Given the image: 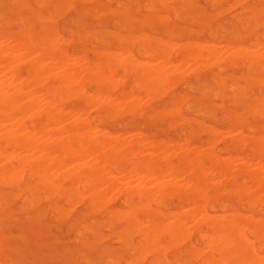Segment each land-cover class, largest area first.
I'll use <instances>...</instances> for the list:
<instances>
[{"label":"rangeland","instance_id":"rangeland-1","mask_svg":"<svg viewBox=\"0 0 264 264\" xmlns=\"http://www.w3.org/2000/svg\"><path fill=\"white\" fill-rule=\"evenodd\" d=\"M115 1L116 2H114V0H87V1L86 0H44L43 1L44 4L41 3L42 5H38L40 4L39 0H15V1L0 0V28L5 30L16 31L24 28L28 23H31V25L35 28L39 26V22L40 23L42 22L46 25L48 24L49 26H52L56 29L58 33L57 36L62 41L64 48L66 49V53L68 54L71 53L72 56L74 57L75 62H78V65H82V66L83 65L86 66L87 65L86 63L89 61L91 62L101 61L106 57L107 54H116V55L118 54V56L121 59L122 58L125 59L126 56L127 57L131 56L134 59L136 57L135 60L141 59V61H143V59H147L145 61L149 60L152 62L151 63L148 61L151 66L147 67L148 69L151 70L152 67L157 68V65L161 63L158 66H161L162 68L164 67L162 71V76L165 79H167L166 80L167 82L166 83L163 82V83L166 85L164 88L166 89V87L168 86L167 87L168 89L164 90V88L161 87L160 89L162 91V94H160L161 93L160 90H159L160 93L159 91L157 92L158 87H156L154 91H150V92L146 91L148 94L146 92L145 93L151 96L152 99L148 98L144 94V89L140 87V85L138 84L139 82L136 83V81H139L140 77L136 76L135 72L125 71L121 67H116L113 70V74L110 71L105 72L107 74V75L105 74L106 76L110 77L114 75L115 77V79L113 77L114 81L112 83L113 84L112 91L114 97L117 100H119L124 96H130V95H132L131 98L134 99L129 100V102L126 101L117 102L114 99L120 108V113L122 114L120 115L118 111L117 112L118 115L115 116L114 115L116 114L115 112L113 114L114 116L113 115L110 116L113 119L111 118L109 119L108 117L105 121H103L102 123L103 127H105V129H107L111 133H115V134H126L131 136L133 135L135 136L136 134L142 136L144 138V142H142V149H143V155L145 157H147L148 152H150V149L148 148V142L149 140H151V138L165 142L166 143L165 146H169L171 148L169 155L174 159L180 156L189 155V153L191 154V150L193 149L195 144L196 145L203 144L208 148L212 149L215 152L213 153L215 155L217 154L218 157L222 159L221 163H223L224 159H228L229 156L230 158L232 156L235 158L245 157L247 155L249 156L250 153L252 152H246L248 149V143L246 144L244 143L245 145L243 146L242 152H238L233 148V145L230 144V140H235L237 138V140L246 141V139L250 136V134L256 136L257 135L264 136L263 135L264 114L260 113L261 110L264 111V95H263L264 94V78H263L264 77V53H263L264 52V36H263L264 35V5L263 6L261 5L264 4V0H243L245 2H243L242 0H238V1L216 0V2L214 0H171V1L115 0ZM117 2L119 4H117ZM71 3L72 5L74 4V6L70 7ZM229 4L233 5L232 7L229 6L232 10L227 6ZM54 5L56 6L55 8ZM144 5H145V9H143ZM248 8L250 9L247 10ZM112 9L114 10V12L112 11ZM100 10L102 11V13L104 11V13L101 14ZM110 10L112 12H109ZM187 13H189L188 15L190 16L186 17ZM112 14L114 15V17H112L113 16ZM32 15L42 18L41 20H38L37 18L32 17ZM159 15H161L162 18L161 16L159 17ZM50 16L51 19H49ZM246 21L249 22V24ZM97 22H99V24ZM242 26L244 27L243 29ZM152 27H154L155 29ZM69 30L71 31L72 35L70 34ZM144 32L145 34L146 32L149 33V36L146 40L143 39L145 38ZM213 33L214 36H212ZM122 34H126L127 36L125 35L123 36ZM147 35L148 34H146V37ZM169 36L171 38H169ZM66 37L68 38L71 37L72 38V39L70 38L71 41L68 42V39L66 40ZM95 37L97 39H95ZM128 37L130 42L128 40ZM141 37L143 40L142 39L137 40ZM153 37L156 39L153 40ZM165 39L172 41H170V43L167 44V42L169 41L167 40L164 41ZM65 40L67 43L63 42ZM197 40L199 42H197ZM161 41H163L164 43ZM179 42H182V45H180L181 43ZM200 42L204 43V46ZM127 43L128 44L131 43L130 47L128 46ZM187 43L191 44L193 49H191L190 45H189L190 47L188 46L186 47V45H188ZM206 43L209 46H207ZM209 43H213V48ZM164 44H166V49L164 47L165 46ZM120 45L122 46V48H119ZM167 45L169 46V49L174 47V50L173 49H172L173 51L170 50L172 52L167 51L168 50ZM173 45L177 46V48L175 49V46ZM178 45H180L179 49H178ZM136 46L140 47L139 51L136 50L138 49L136 48ZM147 46L148 48L151 47L150 49H148L149 51L147 50ZM199 46H201V49ZM214 46L216 47L215 50H214L215 48ZM141 47L146 48V50L143 51L144 48L141 50ZM202 48H205V50ZM208 48H211V50ZM162 49H165L167 51L165 52L166 54L163 52L164 50L162 51ZM99 50L103 51L105 54L99 52ZM153 50H154V54H153ZM187 50L189 51L193 50L194 52H198V51L201 52L202 50L203 57L204 55L205 57L204 59L202 58L201 60L205 62L207 67L205 66L206 67L205 68L203 66L205 68L203 70L202 69L203 67L201 68V66L205 65L204 62L202 64L201 61H198L195 62L197 63L195 65L194 61L196 60L192 61V59L190 60L184 58L183 54ZM176 51L178 52L177 54H175ZM138 53L141 55H138ZM147 54L149 55L151 54V55L149 56ZM206 54H208V56H206ZM254 54H255L254 57H256L258 54L259 55L261 54L260 56L263 58L260 59L258 55L257 57H259L258 58L259 60L256 57L257 61L255 62L254 58L252 57V55ZM160 56L164 59H162ZM249 56L251 59L247 58ZM27 57L30 58L32 57V55ZM27 57L25 58L27 59ZM85 57L88 59L87 62H84L86 61ZM155 57L157 59H155ZM207 57H209V59ZM158 58H161V60L159 59V61L161 62L158 61ZM245 58H247V60H250L251 63L249 61H246ZM206 59H208L207 62ZM162 60H164L165 62ZM45 61H44L45 63L50 62V60H45ZM197 65L200 66V68L198 67V71L196 70ZM57 69H59V67H57ZM58 71H60V69ZM122 73L124 75H122ZM185 73L187 75H185ZM182 74L184 75L182 76ZM124 76H126V79L124 78ZM3 77H4L3 72L2 73L0 72V79L2 78L1 81H3ZM117 78L120 82L117 80ZM214 78L216 81L213 80ZM217 81H218V85H217ZM132 82L135 83L136 87L135 85H133ZM163 83H161V85ZM85 84L88 85L87 87L85 85V87L89 91V93L91 92L90 94L95 95L96 90L99 89L98 85L90 81H86ZM231 85L234 86V90L233 87H231ZM28 89L24 88V90H28ZM162 89L164 90V92ZM259 89L260 91H258ZM202 92L203 93L206 92V94H203ZM213 92L215 93L213 94ZM97 93L96 96H94L95 99L91 101L92 103L91 102L88 103L87 108L85 109V111H87L88 113L90 112L89 114L88 113L87 114L89 115V117H91V119L94 117L93 118L94 121H97L101 111V105L99 104H101L102 94L100 93L97 95ZM120 93H122L123 96ZM234 93L236 94L234 95ZM38 94L39 95L36 98L37 100L36 102L39 103V105H41L40 106L41 108L43 107L45 108V103H43L45 102V100L43 96H41L42 92L41 93L39 92ZM156 94L159 95V97ZM140 95L142 96L140 97ZM143 95L145 96V98ZM260 98H263L262 101H260ZM136 99L139 102V105L142 104V102L144 103L146 101L148 102L145 104L143 103L141 106H139L138 103H136L138 106L136 105L137 108L135 107V109H133L134 107L133 106L132 107L133 110L131 108H127L129 111L127 109H125L126 111L123 110L124 108H126L125 106H127L128 104L135 103ZM175 102H177L178 107L181 105L178 110H176L177 104ZM79 104L80 101L77 100V98H69L65 102L66 108H71L73 111L71 112L70 109V117L72 120L74 118L77 119L83 115V114L80 115L81 113H77V111L74 109V107L78 106ZM258 105L260 106V108ZM184 106L187 107L185 108L186 110L184 109ZM121 110L123 111L121 112ZM139 111L140 113L138 114ZM149 114L152 115V117L149 116ZM258 114H262V115L258 116ZM182 116L185 118L187 117V119H183L185 120V124L187 126L184 124V121H182L183 118ZM188 119L190 122L187 123ZM237 119L238 121L240 120L241 122H238ZM168 122L171 123V126L169 125L170 123ZM175 122L177 123L173 125ZM12 123L13 121L11 120L10 126L13 125V128H15L14 126L15 121L13 124ZM118 124L120 126H118ZM1 125H2V121L0 120V132L6 129V127L4 128L3 125L2 126ZM197 125H199V127ZM58 129L59 128L57 127L54 130L57 131ZM201 129L203 131H201ZM250 129L253 130L251 131ZM187 130L189 131V133ZM206 131H208V133ZM185 136L186 138H188V141L185 138ZM50 139H51L50 141H53L52 137ZM184 141H186L189 145L183 148L178 147V144ZM16 153L17 152L12 153L13 155L11 154V156H14ZM36 154L37 152L31 151L29 153V156L32 157V159H34L35 157H37ZM40 154L41 152H38L37 155L39 156ZM235 154L239 156H236ZM261 155H262L261 153H257V152L255 153V155H253L254 157L250 155L252 161L248 163L249 166L247 165L246 168L253 169V167L254 168L257 167L253 170H257L258 168L262 170L261 169L262 166V168L264 169V165H263L264 162L259 161ZM91 160L94 162L98 161L97 158H90L89 156L84 155L80 159V163H91L92 162ZM239 161L240 160L238 159L237 162ZM208 162H210V160L206 161L207 164ZM259 164H261L260 167L258 166ZM75 165L76 167H78L77 164ZM62 167H60V171L67 168V166H62ZM15 168L18 167L11 166L10 173L16 172L13 174L16 177L13 178L12 176L10 181L9 178L5 179L6 181L0 180V198H1L0 202L2 201L0 203V264H27V263L28 264L31 263L32 264L33 263L35 264H103L105 260H107L105 264H116V262L118 264H134V263L148 264L147 262L149 261H150L149 264H197V263L198 264H213V263L214 264L217 263L246 264L247 260L249 264H264V260H263L264 259V234H263L264 228H260V230L258 228V230L256 229L257 231L253 232L252 229H250V227L240 226V230H241L240 233L244 234L243 236L249 241V245L250 243H252L251 244L252 247L250 251H249L250 247L246 248L248 250L244 249L246 246H244V248H240V246L242 245L241 242H236L233 246H227L223 244L221 247L222 243H216L215 238L217 236L216 235L217 232L215 231V229L212 228L210 224L200 225L202 213L200 211L199 204L193 202L187 196L185 198V196L179 191H176V193H174L175 191H171V190H166L163 192L159 191V193H156L154 195L155 199L152 198V196L148 198L145 197L146 198L145 199V198H139L136 195H130L125 191L121 190L124 189V186H122L121 188L119 185H114L113 187H111V189L109 188L110 191L108 189V191L106 192L104 198L105 200L103 202L98 203V206L97 204L93 205L94 207L97 206L95 208L96 210L97 208L98 210L101 208L99 212L95 211V209L94 210L92 209L93 212H91L92 205L90 202H88V200L91 199V197L88 195L90 191L82 188L79 189L81 190L82 195L80 194V192H77L76 194H73L70 197H67L64 194L63 197H60L61 193L58 196L57 194L53 195L50 194L49 192L42 193V189H39L33 194V196L37 198L36 199L33 198V200L30 201L27 198L32 199V196L26 191L22 192V190L18 188L19 183L21 184L23 181L29 180V178H27L28 176L26 172L24 174L21 172L19 168L18 169ZM73 168L70 169L73 170ZM212 173L215 174L211 175L210 178L211 180H213L214 177H215L214 180H218V181L219 180L223 181L225 179L224 178L225 176L218 174V170L216 168L212 169ZM122 174L123 172L121 171L119 172L118 175H122ZM17 176L19 177L20 180L18 179ZM15 180L16 181L19 180V181L16 182ZM125 180H126L125 185L130 187L136 186L139 181L138 175L133 176V174L130 175L127 174V179ZM159 180L160 178L157 181ZM240 180H242V178H239V181ZM11 181L13 182L10 183ZM163 183H164L163 181L160 182V184ZM150 185L154 186L156 185V182L154 183L153 181L149 184V186ZM115 186L117 187L116 189L119 191H115L116 190ZM120 190L123 192L121 193ZM17 191L21 192L23 195L18 192V194H16L15 196V193ZM86 191L88 193H86ZM224 191H228V190H224ZM161 192L163 193V195H160L159 197L158 194H160ZM228 192H231V194ZM228 192L223 193L222 190L223 194H221V190L219 191L220 194L218 199L216 200V203L212 202L211 206H209L207 209L209 215L212 214H213L212 216H217V214L224 215L226 213H230L233 211L234 213H237L239 215H241L242 213L243 216L241 215V217H244V215L246 214H247L246 217L249 215L248 217L249 219L250 217H252L253 221L252 219L250 220L252 225H258L260 224V222H262V220L264 219V213L262 212L264 211V204L259 203V205L258 204L256 205L258 208L255 206L253 208L250 207L245 200L237 198L238 196L236 195V193L234 192L232 193V191H228ZM42 194H47V195H42ZM78 194L79 196L81 195V197H79ZM89 194L91 195V192ZM50 196H54V197H50ZM125 196H127V204L125 201L126 198L124 199ZM16 197L18 198L16 199ZM56 197H60V198H56ZM177 197L180 199V201ZM70 198L74 200L73 204ZM160 198L163 199L158 201V199ZM68 199L70 204L69 202H67ZM106 199L109 202H107ZM144 200H147V202L146 201L144 202ZM155 200L158 202L157 205L153 204ZM62 201L64 203H62ZM76 201L78 202L77 205H76L77 203ZM160 201L161 204H159ZM139 202L140 203L142 202L141 205L145 204L147 206L149 204V208L148 207L146 208H148L151 212H153L152 213L153 217L150 216L147 218L140 213L135 217L132 215L130 216L131 214L130 211L133 208L131 206L137 205L135 206L137 208L138 206H140ZM262 203H264V200ZM180 204H182L183 206ZM100 205H102V207ZM178 205L180 206L178 207ZM150 206L152 207L150 208ZM259 206L261 208H259ZM62 207L63 208L65 207L64 211ZM128 207L131 208L128 209ZM210 207H212V209ZM54 208L55 209L58 208V209L55 210ZM59 208H60V212H59ZM116 208L120 210H117V212H115ZM155 208H158V210L160 208V210L163 212V215L166 214L167 216L163 217L162 212L158 213L157 209ZM196 208L198 211L196 210ZM51 209H54L55 211ZM111 209H115V210H111ZM154 209L156 212L153 211ZM120 211L122 213V217L119 216L121 214ZM123 211H125L127 214L125 215L124 214L125 212L123 213ZM172 211H175L173 212L174 214L172 213ZM180 211H186V213L185 212L184 213L187 214V216L184 217L185 214ZM110 212L112 215L115 214V216L113 217L110 214ZM116 213L118 215H116ZM175 213H177V215H175ZM178 213L180 216L182 214V216L180 217ZM54 214L56 217L53 216ZM57 214H59V217ZM64 214L65 217H63ZM173 215L178 216V218L185 221L186 227L188 228L186 229L188 233L185 230V232H182V234L185 233V235L183 234L182 236H185L183 237V239H185L186 241L185 240L183 241L181 236H179V238L181 237L179 240L177 234H176L177 236L176 235L170 236L167 234L166 227H169V224L171 225V223L176 218ZM188 215L189 217H191V219L188 217ZM118 216L120 217L121 220L118 219ZM125 216L128 218V220L130 218V221L132 220L135 221L136 219V220H140L141 222H145L143 223L144 226L143 229H145L149 225V228L147 227L146 229H151V228L154 229L155 227L156 231L159 232V229H157L159 227L162 232L159 233L157 232L158 233L156 234L157 241H155V243H151V241L148 242V240L146 239L147 237H144L143 235L144 230H142L141 228L138 229L134 223H133L134 225L133 224L131 225V223L129 224L130 221L128 222ZM187 221H189V223ZM146 222H149L151 225L149 223L146 224ZM156 223H158L159 226H157ZM195 223L196 225H194ZM129 225L132 226L133 230L134 228L136 230L138 229L137 230L138 232L137 231L134 232L131 229V227H129ZM191 225L197 228L195 229ZM43 226H45L46 228L43 229L44 228ZM199 226H201L202 228L201 231L198 230ZM86 227L89 229V231ZM127 231L129 234L135 233L136 235L132 234L134 236L131 237L127 233ZM260 232L262 235L260 234ZM160 233L161 235H159ZM7 234H9L10 236ZM128 235L130 236L129 239L127 238ZM209 235L212 237V239ZM118 236L119 237L121 236L119 238L120 240L122 239L120 242L116 241L119 240L117 239ZM207 236L210 238L209 241L206 240ZM170 238H172V240ZM100 239L102 240L106 239V240L102 241ZM145 239L147 241H144ZM165 239L166 240L168 239L167 241H171V242L167 243ZM174 239L176 242L178 240V243H180L179 247L173 246L174 244H176ZM255 239L258 240L256 241ZM5 240L7 242H5ZM260 242L263 243V247H259L257 245ZM124 243L125 244L127 243V246L124 245ZM169 243L173 245H170ZM178 243L176 245H178ZM208 243H210L211 245H209ZM134 244H136V246L133 247ZM144 244L146 246H149V249ZM156 244H158V246H156L155 248L158 249L156 250L157 252L154 249ZM194 244H195V249L197 250L200 249L199 251L201 250L202 251L197 252L195 251V249H192V247H194L193 246ZM169 245L170 248L172 247L171 250L168 248ZM95 246H97V248ZM144 246L146 247L147 250L145 249ZM141 247H143L144 251H141L142 250ZM202 247L204 248L202 249ZM234 247H237L238 249L236 248L235 250L233 249ZM134 248H136V250H134ZM151 250H154V253ZM160 250L163 251L161 252ZM225 250L228 251L227 252L228 255L233 254L234 252L235 255L233 254V256L232 255L227 256ZM252 251L255 253V255ZM140 252H144V253L146 252L145 255L148 256L145 257L144 253H140ZM198 254L200 256H198ZM220 254L223 255L219 256ZM213 255H215V257H213ZM150 256H153V258H151ZM154 256H156V258ZM192 256L194 257L196 256V258ZM224 256H226V258H223ZM231 256L234 258L233 261L231 260L232 259ZM135 257L138 260L136 259L135 261ZM144 257L146 259L145 261H143ZM217 257H219V259ZM250 257L251 258L253 257L252 261ZM160 258L162 259L160 260ZM131 259H132V263H130L131 261H129ZM155 259H157L159 263H157V260ZM216 259H218V261H216L217 263L215 262ZM253 259L255 261H253ZM259 259L261 262L259 261ZM111 260L113 262H111ZM139 260L141 262H139ZM154 260L156 261V263L154 262ZM243 260L244 263L242 262Z\"/></svg>","mask_w":264,"mask_h":264},{"label":"bare ground","instance_id":"bare-ground-1","mask_svg":"<svg viewBox=\"0 0 264 264\" xmlns=\"http://www.w3.org/2000/svg\"><path fill=\"white\" fill-rule=\"evenodd\" d=\"M39 1H40V4H38L36 2L38 5H42L41 3L44 4V2H43L44 0H39ZM151 1H150V4H151ZM167 1H171V0H167ZM214 1L216 2V0H214ZM114 2H116V1L114 0ZM243 2H245V1H243ZM11 3H13V2H11ZM144 3H146V2H144ZM117 4H119V3L117 2ZM232 4H229L227 6L232 7L233 6ZM63 5H64V3H63ZM261 5L263 6L264 4H261ZM72 6H74V4L72 5V3H71L70 7H72ZM150 6H153V5H150ZM55 7L56 6L54 5V8ZM143 9H145V5H144ZM249 9L250 8H248L247 10H249ZM112 11L114 12L113 9H112ZM112 11L110 10L109 12H112ZM243 11H244V9H243ZM55 12H56V10H55ZM222 12H224V11H222ZM100 13L103 14L104 11H103V13H102V11ZM188 14L189 13H187L186 17L190 16ZM124 15H125V13H124ZM254 15H255V13H254ZM160 16L161 15H159V17ZM32 17H35L38 20H41V18H42V17L40 18V17L34 16V15H32ZM112 17H114V15ZM52 18H53V16H52ZM161 18H162V16H161ZM49 19H51V16ZM154 20H156V19H154ZM97 23L99 24V22H97ZM117 23H118V21H117ZM247 23L249 24V22H247ZM123 25H125V24H123ZM152 28H154V27H152ZM203 28H204V26H203ZM243 28L244 27L242 26V29ZM87 31H89V30H87ZM114 33H115V31H114ZM139 33H141V32H139ZM139 33H138V35H139ZM197 33H198V31H197ZM57 34L58 33L54 27L49 26L48 24L46 25L42 22L41 23L39 22V26L37 28L33 27L31 25V23H28L24 28H22L20 30H16V31L5 30V29L0 28V72L1 73L3 72V76L5 77V78L3 77V81H1L2 78L0 79V120L2 121L3 127L4 128L6 127L5 130L0 132V180L4 181L5 179L9 178V181H10L12 176H13V178L16 177L13 175L16 172H13V173L11 172L12 173L11 174L10 170H11V166H17L21 170L22 173L25 174V172H26V174L28 176V177L27 176L26 177L29 178V180L23 181L21 184L19 183L20 185L18 184V186H19L18 188L20 190H22V192L26 191L27 193H29L32 196V199L27 198L30 201L33 200V198L34 199L37 198V197L35 198L33 196V194L39 189H42V193L43 192H49L50 194H53V195L57 194V196L61 193L62 196L60 195V197H63V194L66 195L67 197H70L71 195L76 194L77 192H80V194L82 195L81 190H79L80 188H82V189H85V190H88L91 192V195H90L89 194L90 192L88 193L86 191V193H88V195L91 197V199H89L90 201L88 200V202H90L92 207H93L92 208L90 205L91 210L92 209L94 210L98 206V203L103 202L105 200L104 198H105L106 192L108 191L109 188L111 189V187H113L114 185H119L121 188H122V186H124L125 190L124 189H121V190L125 191L126 193H128L130 195H136L139 198H145V197L148 198L150 196H152V198H154V195L156 193H159V191L163 192L166 190H171V191H175L174 193H176V191H179L185 196V198L187 196L193 202H196L199 204V208H200V211L202 213V218L200 220L201 223L200 222L199 223H200V225L210 224L212 226V228L215 229V231L217 232V234H216L217 236L215 238L216 243H222L221 244V247H222L223 244L227 245V246H233L236 242H241L242 247L240 246V248H244V246H246L244 249L248 250L246 248L250 247V249H249V251H250L251 247H252L251 246L252 243H250V245H249V241L243 236L244 234L240 233V231H241L240 226L250 227V229H252V231L255 232L258 230V228H259V230H260V228H264V219L262 220V222H260V224L252 225L250 222L252 217H250V219H249L248 218L249 215L246 217L247 214L244 215V217H241L242 213H241V215H239V214L234 213L232 211V212L226 213L224 215L217 214V216H212L213 214L212 215L208 214L207 209L209 206H211L212 202L216 203V200L218 199L219 194H220L219 193L220 190H221V194H223L224 192L227 193L228 191H232V193L233 192L236 193V195L238 196L237 198L245 200L246 203L250 207H253V208H254V206L257 207L256 205L257 204L259 205V203L264 204V203H262L264 200V169L262 168V166H261L262 170H260L259 168H258L259 170L258 169L253 170L257 167H255V168L253 167V169L246 168L248 163L252 161L251 156L255 155L256 152L262 154L260 160L259 159L258 160L260 162H264V153H263L264 152V136H260V135L256 136V135L250 134V136L247 135V136H249L248 137L249 139L247 138L246 141L245 140H237V138L235 140H230V144H232L233 148L235 150H237L238 152H242L243 146L246 143H248V149L246 152H252V153H250L251 156L250 155L248 156L245 153L247 156L243 155L245 157H236V158L231 155L232 157L230 158V156H229L228 159H224L223 163H221L222 159H220V157H218L217 154L215 155L214 154L215 152L212 149L208 148L207 146H205L203 144H197V145L195 144L193 149L191 150V154L189 153V155L180 156V157L174 159L173 157H171L169 155L171 148L169 146H165L166 145L165 142H163L161 140H157V139H152V138L148 142V148L150 149V152H148V156L145 157L143 155V149H142V142H144V138L142 136H139L136 134H135V136L134 135L133 136L126 135V134H115V133H111L110 131L105 129V127H103V124H102L103 121H105L108 117L110 119L111 118L110 116H112L115 112H116V114H114L115 116L118 115V113H117L118 111L120 113V108H119L117 102H121V101L129 102V100L134 99V98H131L132 95H130V96H124V97L120 98L119 100H117L114 97V94L112 91V87H113L112 83L114 81L113 80L114 75L109 77V76H106L107 74L105 72L110 71L113 74V70L116 67H121L125 71H128V72H131V71L135 72L136 73L135 75L140 77L139 81H136V83L139 82L138 84L140 85V87L144 89V94L148 98H151V96L147 95L148 93L146 91H148V92L154 91L156 89V87H158V90H157V92H158L159 90L161 91V89H160L161 87L164 88L166 86L164 83L167 82L166 81L167 79H165L162 76V71H163L164 67L162 68L161 66H158L161 63H159V64L157 63L159 61V59L161 60L162 55L160 56L161 58H158V61L156 62L158 64V65L156 64L157 68L152 67V70L147 68V67L151 66L149 64V62H151V61H149V60H148L149 62L145 61L147 59H143V61H141V59L140 60L138 59L139 60L138 61V60H135L136 59L135 56H134L135 59L132 58L131 56H128V57L126 56L125 59L124 58L121 59L118 56V54L117 55L116 54H107L104 59H102L101 61H98V62L97 61L87 62L88 59L85 57L86 61H84V62H87L86 63L87 65L82 66V65H78V62H75L74 57L72 56L71 53H70L71 55L66 53V49L64 48V45H63L62 41L59 39V37L57 36ZM70 34L72 35L71 31H70ZM144 34H145V32H144ZM146 34H148L147 37H146ZM146 34H145V38H143L145 40L149 36V33L146 32ZM122 35L127 36L126 34H122ZM169 35H170V33H169ZM212 36H214V33ZM70 38L66 37V40L68 39V42H70L71 41ZM135 38H136V36H135ZM169 38H171V37L169 36ZM187 38H188V36H187ZM95 39H97V38L95 37ZM140 39H142V37L137 39V40H140ZM154 39H156V38L153 37V40ZM66 40L63 42L65 43ZM116 40H117V38H116ZM128 40H129V37H128ZM148 40H147V42H148ZM166 40L167 39H165L164 41H166ZM221 40H223V39H221ZM167 41H169V42H167V44H168L172 40H167ZM194 41H196V40H194ZM129 42H130V40H129ZM135 42H136V40H135ZM161 42H163V41H161ZM197 42H199V41L197 40ZM179 43H181L180 45H182V42H179ZM130 44H128L129 47H130ZM143 44H142V46H143ZM171 44H172V42H171ZM201 44L204 46V43H201ZM209 44L213 48V43H209ZM121 45H122V43H121ZM139 45H141V44H139ZM164 45H165L164 47L166 49V44H164ZM180 45H178V49L180 48ZM189 45L191 46V49H193L191 44L186 45V47L187 46L190 47ZM206 45H207V43H206ZM120 46H119V48H122V46L121 47ZM173 46H175V45H173ZM207 46H209V45H207ZM207 46H205V47H207ZM167 47H168L167 51H170L172 49L174 50V47H172V46H171L172 47L171 49H169L168 45H167ZM199 47L201 49V46H199ZM136 48H138L136 50L139 51L140 47L136 46ZM143 48L141 47V50ZM150 48L151 47L148 48V46H147V50ZM176 48H177V46H175V49ZM247 48H248V46H247ZM165 49H162V51L164 50L163 51L164 53L167 52ZM202 49L205 50V48H202ZM208 49L211 50V48H208ZM215 49H216V47L214 48V50ZM144 50H146V48H144L143 51ZM214 50H213V52H214ZM172 51H170V52H172ZM177 51L175 54L178 53ZM99 52H102L103 54H105L101 50H99ZM141 53H144V52H141ZM237 53H239V52H237ZM153 54H154V50H153ZM30 55H32V57H30V58L27 57ZM138 55H141V54L138 53ZM147 55H149V54H147ZM240 55H243V54H240ZM260 55H259L260 59L263 58ZM206 56H208V54H206ZM254 56H255V54L252 55V57L254 58V61L256 62L259 57L256 56L257 57V59H256V57H254ZM25 57H27V59ZM166 57H167V55H166ZM183 57L186 59H190V60L192 59V61L196 60V61H194V64L196 65L197 63H195V62H198V61H201L203 64L204 61L201 59L202 58L204 59L205 55L203 57L202 50H201V52L200 51L194 52L193 50H190V51L187 50L183 54ZM207 58L209 59V57H207ZM247 58H250V56ZM247 58H245L246 61L250 62V60H247ZM155 59H157V58L155 57ZM162 59H164V58H162ZM208 59H206V62L208 61ZM45 60H50V62L48 61L49 63H45V62H47ZM52 61H54V62H52ZM162 61H164V60H162ZM159 62H161V61H159ZM258 63H259V61H258ZM202 64H200V65H202ZM204 64H205V62H204ZM249 65H251V64H249ZM56 66L59 67L60 71H58L59 69H57ZM164 66H165V64H164ZM203 66L205 67L206 64L202 65L201 68ZM198 67L200 68V66L197 65V67H196L197 71H198ZM204 67L202 68L203 70L207 66L205 68ZM55 68L57 69V71ZM252 69H254V68H252ZM122 75H124V74L122 73ZM183 75L184 74H182V76ZM185 75H187V74L185 73ZM124 78L126 79V76H124ZM114 79H115V77H114ZM117 80H118V78H117ZM213 80L216 81L215 78ZM86 81L96 83L98 85V88H99V89H97L98 91L96 90V93L98 92L97 95L100 93L102 94L101 104H99V105H101V111H100L99 117L97 115V117H98L97 121H94V119H93L94 117L92 119H91V117H89L88 114L90 112L88 113L87 111H85L88 103L93 101L95 99L94 96H96V93H95V95L90 94L91 92L89 93V91L86 89V87L88 86L85 84ZM248 81H249V79H248ZM245 82H247V81H245ZM132 83H133V85H135L134 82H132ZM161 83H163L162 85H164V86H162ZM85 85H86V87H85ZM158 85L159 86L161 85V86L159 87ZM217 85H218V81H217ZM95 87H97V86H95ZM135 87H136V85H135ZM167 87H166V89H168ZM231 87H233V90H234V86L231 85ZM24 88H27V89L29 88V89L24 90ZM133 89H135V88H133ZM166 89L164 88V90H166ZM164 90H163V92H164ZM160 91H159V93H160ZM258 91H260V89ZM39 92L40 93L42 92L41 96H43V98L45 100V102H43V103H45V108L44 107L41 108L40 107L41 105H39V103L36 102L37 101L36 98L39 95L38 94ZM214 93L215 92H213V94ZM236 93H234V95ZM120 94L122 95V93H120ZM160 94H162V91ZM203 94H206V92ZM92 95L94 98L92 97ZM136 95H134V96H136ZM141 96L142 95H140V97ZM157 96L159 97V95H157ZM138 97H139V95H138ZM69 98H77V100L80 101V104L78 106L74 107V109L77 111V113H81L80 115L83 114L81 117H79L77 119L74 118L73 120L71 119V117H70V109L71 108H66V106H65V102ZM144 98H145V96H144ZM99 99H100V97H99ZM142 99H143V97H142ZM262 99L263 98H260V101H262ZM149 101H150V99H149ZM153 101H154V99H153ZM147 102L148 101H146L145 103H147ZM177 102H175V103L177 104ZM136 103H138V105H139V102L137 101V99H136L135 103L128 104L127 106H125L126 108H124L123 110H125L127 108L132 109L133 106H134L133 109H135V107L137 108L138 105ZM143 103L144 102H142V104ZM40 104H41V102H40ZM142 104H140L139 106H141ZM91 107H92V104H91ZM93 107H95V106H93ZM176 107H177L176 110H178L179 109L178 104L176 105ZM185 108H187V107L184 106V109ZM250 108H251V106H250ZM255 108H256V106H255ZM259 108H260V106H259ZM90 109H92V108H90ZM123 110H121V112ZM255 110H257V109H255ZM255 110H253V111H255ZM188 111H189V109H188ZM71 112H73L72 109H71ZM124 113H126V112H124ZM139 113H140V111L138 112V114ZM260 113L264 114V111L261 110ZM121 114L122 113H120V115ZM161 114H162V112H161ZM262 114H258V116H261ZM252 115H254V114H252ZM149 116L152 117V115H150V114H149ZM111 119H113V118H111ZM183 119H187V117L182 118V121H184V124H185V120H183ZM11 120L13 121V123L15 121V124H14L15 128H13V125L10 126ZM237 121H238V119H237ZM177 122H179V121H177ZM177 122H175L173 125H175ZM188 122H190L189 119H188L187 123ZM238 122H241V121L239 120ZM168 123H170V122H168ZM119 124H118V126H120ZM124 125H125V123H124ZM169 125L171 126V123ZM197 126L199 127V125H197ZM57 127L59 129L57 131H55L54 129ZM191 129H193V128H191ZM201 131H203V130L201 129ZM208 131H210V130H208ZM208 131H206V132L208 133ZM92 132H93V134H92ZM119 133H121V132H119ZM182 133H184V132H182ZM188 133H189V131H188ZM212 135H213V133H212ZM51 137L53 138V141H50ZM185 138H186V136H185ZM186 139L188 141V138H186ZM145 140H146V137H145ZM209 141H212V140H209ZM199 142H201V141H199ZM187 145H189V144L186 141H184V142H180L178 144V147L183 148V147H186ZM31 151H33V152L35 151V152H37V154H38V152H41V154L39 156L36 154L37 157L32 159V157L29 156V153ZM54 151H56V152H54ZM14 152H17V153L14 156H11V154ZM84 155H87L90 158H97L98 161L94 162L91 160L92 161L91 163H80V159ZM235 155L239 156L237 154H235ZM238 159L240 160L239 162H237ZM207 160L208 161L210 160V162H208V164L206 163ZM75 164H77L78 167H76ZM260 165L261 164H259L258 166L260 167ZM62 166H67V168L60 171V167H62ZM73 166H74V168L76 167L77 169L76 168L74 169ZM18 168H15V169H18ZM70 168H73V170ZM215 168L218 170V174L225 176L224 177L225 179L223 181L214 180L215 177L213 180L210 179L211 175L213 174L212 169H215ZM64 170H66V171H64ZM121 171L123 172V174L118 175L119 172H121ZM21 172H20V174H21ZM127 174L128 175L133 174V176L138 175L139 181H138L136 186L130 187V186L125 185L126 184L125 179H127ZM159 178H160V180L157 181ZM239 178H242V180L239 181ZM18 179H19V177H18ZM13 181H11L10 183H12ZM18 181H16V182H18ZM153 181H154V183L156 182V185H154V186L150 185L149 186V184ZM161 181H163L164 183L160 184ZM116 188L117 187L115 186V189ZM110 189H109V191H110ZM118 189H120V188H118ZM222 190H223V193H222ZM224 190H228V191H224ZM19 191H17L15 193V196H16V194H18ZM115 191H119V190L116 189ZM123 191H121V193ZM26 192H24V193H26ZM162 192L160 194H158L159 197H160V195H163ZM19 193H21V192H19ZM49 193H47V194H49ZM228 193L231 194V192H228ZM47 194H42V195H47ZM81 195L79 196V194H78L79 197H81ZM169 196H171V195H169ZM18 197H16V199ZM48 197H49V195H48ZM50 197H54V196H50ZM60 197H56V198H60ZM43 198H44V196H43ZM125 198H126L125 201L127 204V196H125L124 199ZM65 199H67V198H65ZM65 199H64V201H65ZM161 199H163V198L158 199V201ZM189 199H188V202H189ZM71 200H72V204H73L74 200L73 199H71ZM82 200H84V199H82ZM147 200H150V199H147ZM147 200H144V202L145 201L147 202ZM156 200L154 201L156 203L153 202V204L157 205L158 202ZM164 200H165V198H164ZM138 201H139V199H138ZM179 201H180V199H179ZM67 202H69V199ZM107 202H109V201L107 200ZM62 203H64V202L62 201ZM141 203L139 202L140 206H138L137 208L135 207L137 205L133 204L134 206H131L133 208L130 211V213H131L130 216L132 215L135 217L136 215H138L140 213L144 217H147V218L150 216L153 217L152 216L153 212H151L148 209L149 204L147 203L148 204L147 206L144 204L145 205L144 206L143 204L141 205ZM196 203H194V204H196ZM32 204H33V202H32ZM69 204H70V202H69ZM77 204H78V202L76 203V205ZM95 204H97L96 207L93 206ZM159 204H161V201ZM180 205H182V204H180ZM180 205H178V207ZM62 206H63V204H62ZM100 206L102 207V205H100ZM123 206H125V205H123ZM84 207H85V205H84ZM131 207H128V209ZM146 207H148V208H146ZM151 207L152 206H150V208ZM250 207H247V208H250ZM64 208H63V211H64ZM210 208L212 209V207H210ZM259 208H261V207L259 206ZM54 209H51V210H54ZM56 209H58V208H56ZM155 209H157L158 213L162 212L160 210V208H159V210H158V208H155ZM155 209L153 211H155ZM164 209H165V207H164ZM93 210L91 212H93ZM99 210H98V208H97V210L95 209V211H98V212H99ZM111 210H115V209H111ZM117 210H120V209L116 208L115 212H117ZM121 210H124V209H121ZM196 210H197V208H196ZM125 211H126V209H125ZM125 211H123V213ZM176 211H177V209H176ZM59 212H60V208H59ZM173 212H175V211H172V213ZM180 212L186 213V211H180ZM262 212L264 213V211H262ZM120 213H121V211H120ZM110 214H111V212H110ZM124 214L126 215L127 213L125 212ZM124 214H123V216H124ZM57 215L59 217V214H57ZM62 215H63V213H62ZM116 215H118V214L116 213ZM175 215H177V213H175ZM175 215H173L174 217H176L175 220L171 223V225L169 224V227H166V230H167L166 232L170 236H172V235L175 236L177 234L178 236L177 235L176 236L180 240L181 237H182V239H183V237H185V236H182L183 234L185 235V233L182 234V232H185V230L188 228L186 227L185 221L178 218V216H175ZM178 215H179V213H178ZM50 216H51V214H50ZM53 216H55V214ZM112 216L114 217L115 214ZM119 216L122 217V213ZM119 216H118V219H120ZM162 216L166 217L167 215L166 214L163 215V212H162ZM181 216H182V214H181ZM185 216H187V214H185L184 217ZM63 217H65V214ZM128 217H129V215H128ZM188 217H189V215H188ZM50 218H52V217H50ZM125 218H127V217L125 216ZM125 218H123V219H125ZM189 218L191 219V217H189ZM127 220H128V218H127ZM129 221H130V218H129L128 222ZM133 221L134 220L130 221L129 224L131 223V225H132L134 223L138 229L141 228L142 230H144L143 235H144V237H147L146 239L148 240V242L151 241V243H155V241H157L156 234H158L159 232H162L159 227L157 228V229H159V232L156 231L155 227H154V229H152V228L146 229L147 227L149 228V225L147 227L145 226L146 228L143 229V227H144L143 223H145V222H141L140 220H136V219L134 222ZM189 221H187V222L189 223ZM252 221H253V219H252ZM159 222H161V221H159ZM100 223H101V221H100ZM147 223H149V222H146V224ZM158 223H156L157 226H159ZM194 225H196V223ZM86 226H87V224H86ZM135 226H133V227H135ZM153 226H154V224H153ZM191 226L193 228H195V226H193V225H191ZM38 227H39V224H38ZM43 227H42L43 229L46 228L45 226H43ZM82 227H83V225H82ZM129 227H131V229L133 230L132 226L129 225ZM105 229H107V228H105ZM201 229H202L201 226H199L198 230L201 231ZM250 229H248V230H250ZM137 230L134 228L133 231L135 232ZM88 231H89V229H88ZM127 233H128V231H127ZM187 233H188V231H187ZM16 234H18V233H16ZM77 234H79V233H77ZM132 234L136 235L135 233H132ZM132 234H129V235L132 237V236H134ZM260 234H261V232H260ZM263 234H264V231H263ZM7 235H9V234H7ZM129 235L127 237L128 239L130 238ZM159 235H161V233ZM179 236H181V237L179 238ZM120 237L118 236L117 239H119ZM207 237H206V240L209 241L210 238L209 237L207 238ZM19 238H21V237H19ZM142 239H143V237H142ZM146 239L144 241H147ZM170 239L172 240V238H170ZM211 239H212V237H211ZM100 240H102V239H100ZM105 240L106 239H104L102 241H105ZM121 240L119 239L116 241L120 242ZM167 240H166L167 243L171 242V241H167ZM184 240L185 239H183V241ZM174 241H175V239H174ZM5 242H7V241L5 240ZM49 242H50V239H49ZM138 243H139V241H138ZM177 243H178V240H177L176 244ZM176 244H174V245L170 244V245L179 247L180 243H178V245H176ZM208 244L211 245L210 243H208ZM124 245L127 246V243L126 244L124 243ZM147 245H148V243H147ZM170 245L168 248L171 250L172 247L170 248ZM209 245H207V246H209ZM257 245L259 247H263L262 242H260ZM134 246H136V244H134L133 247ZM156 246H158V244L155 245L154 249L156 248ZM164 246H165V244H164ZM193 246L194 247H192V249H195V244ZM203 246H204V244H203ZM95 247L97 248V246H95ZM146 247L149 249V246H146ZM146 247H145V249H146ZM162 247H160V248H162ZM141 248H142L141 251H144L143 247H141ZM166 248H167V245H166ZM203 248L204 247H202V249ZM236 248L237 247H234L233 249L236 250ZM190 249H189V251H190ZM221 249H223V248H221ZM134 250H136V248H134ZM156 250H158V249H155V251ZM199 250L200 249H198V250L195 249V251H197V252L202 251V250L201 251H199ZM252 250H253V248H252ZM151 251H153V253H154V250H151ZM78 252H80V251H78ZM132 252H135V251H132ZM225 252H226L227 256H230V255L233 256V254L235 255V252L233 254H230V255H228V253H227L228 251L225 250ZM125 253H123V254H125ZM140 253H144V252H140ZM145 253H144V255H145ZM229 253H230V251H229ZM77 254H79V253H77ZM128 254H129V252H128ZM136 254H137V252H136ZM151 255H153V254H151ZM222 255L223 254H220L219 256H222ZM254 255H255V253H254ZM146 256H148V255H145V257ZM196 256L195 257L192 256V257L196 258ZM198 256H200V255L198 254ZM137 257H138V255H137ZM140 257H142V256H140ZM145 257H144L143 261L146 260ZM150 257L153 258V256H150ZM154 257L156 258V256H154ZM213 257H215V255H213ZM165 258H166V256H165ZM217 258L219 259V257H217ZM223 258H226V256H224ZM252 258H251V261H252ZM258 258H260V257H258ZM136 259L137 258L135 257V261H136ZM161 259L162 258H160V260ZM183 259H184V256H183ZM218 259H216L215 262L218 261ZM220 259H221V257H220ZM233 259L234 258L232 257L231 260L233 261ZM155 260H157V259H155ZM155 260H154V262L156 263ZM167 260H166V262H167ZM106 261L107 260H105V262ZM129 261H131L130 263H132V259ZM184 261H186V260H184ZM253 261H255V260L253 259ZM259 261H260V259H259ZM105 262L103 264H105ZM111 262H113V261L111 260ZM139 262H141V261L139 260ZM149 262H147V263L149 264ZM242 262L244 263V260ZM157 263H159L158 260H157ZM247 263H248V260H247ZM33 264H35V263H33ZM116 264H118V263L116 262Z\"/></svg>","mask_w":264,"mask_h":264}]
</instances>
